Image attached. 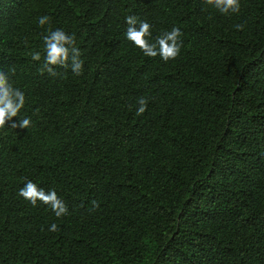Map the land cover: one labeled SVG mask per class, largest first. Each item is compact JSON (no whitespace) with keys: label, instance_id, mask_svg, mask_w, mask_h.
<instances>
[{"label":"trees","instance_id":"16d2710c","mask_svg":"<svg viewBox=\"0 0 264 264\" xmlns=\"http://www.w3.org/2000/svg\"><path fill=\"white\" fill-rule=\"evenodd\" d=\"M128 16L151 43L178 28L179 55L145 56ZM49 28L81 75L41 73ZM0 71L25 95L0 128V264H264V0H0Z\"/></svg>","mask_w":264,"mask_h":264},{"label":"clouds","instance_id":"9594fccd","mask_svg":"<svg viewBox=\"0 0 264 264\" xmlns=\"http://www.w3.org/2000/svg\"><path fill=\"white\" fill-rule=\"evenodd\" d=\"M204 2L212 5L223 14H228L229 12L239 13L240 11V0H204ZM49 20L50 18L45 15L40 17L38 22L40 26H44ZM126 23L128 25L126 38L139 48L145 56L156 57L159 55L163 61L167 62L170 59L174 60L179 55L182 47V41L179 40V37L182 33L178 28L173 27L171 31L164 32L155 38L154 43H151L146 39V37L151 35V25L149 23L140 22L137 28V19L134 16L126 17ZM235 27L237 30H242L243 25L238 24ZM43 40L46 56L40 69L41 73L46 70L50 75H56L51 66L60 65L70 67L77 76L82 74L83 61L80 59V50L75 46L74 35H69L61 29L52 30L49 28L48 34L43 37ZM31 58L34 61H39L41 54L34 52L31 54ZM69 61L71 62L70 65ZM12 71L14 72V69ZM138 103L137 115H141L146 111L147 100L140 98ZM24 104V93L13 87L9 82L7 73L0 71V128H3L7 122L12 121L13 117H17ZM30 123V118H24L19 123L12 122L11 127L27 128ZM19 195L30 201L33 206H36L37 201L49 205L57 217L67 213V206L58 198L55 190L45 192L44 189L38 188L30 180L19 190ZM93 206L98 207L95 201H93ZM49 230L57 231V225L55 223L51 224Z\"/></svg>","mask_w":264,"mask_h":264}]
</instances>
